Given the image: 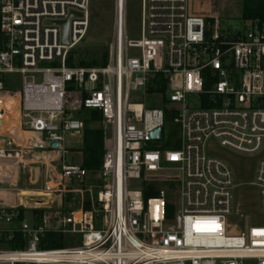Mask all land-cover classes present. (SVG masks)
<instances>
[{
    "label": "built area",
    "instance_id": "obj_1",
    "mask_svg": "<svg viewBox=\"0 0 264 264\" xmlns=\"http://www.w3.org/2000/svg\"><path fill=\"white\" fill-rule=\"evenodd\" d=\"M140 1L139 41L127 40L117 0L108 65L70 68V53L89 31L91 0H0V115L12 101L21 128L47 146L58 142L63 156L64 137L83 131L70 108L72 95L80 108L99 111L109 131L99 173L104 184L88 190L90 210L82 189L78 209L44 212L39 221L21 219L20 211L50 206L0 201V224L7 225L0 229V264H264V226L238 232L228 224L237 185L230 167L206 150L211 138L244 155L264 144V23L223 31L212 13L221 0ZM65 21L67 44L59 25ZM14 76L21 78L20 91L9 88ZM168 111L179 133L173 148L166 147ZM157 129L161 138L153 139ZM29 153L2 147L0 160L26 166ZM166 169L179 173L171 181L176 201L164 190L146 200L145 184L159 183L146 179L171 178ZM54 172L56 189L62 180L82 185L88 176L80 166L49 169ZM132 181L141 188L131 190ZM254 185L264 212V160ZM49 232L81 245L42 250ZM11 242L18 248L8 247Z\"/></svg>",
    "mask_w": 264,
    "mask_h": 264
},
{
    "label": "rangeland",
    "instance_id": "obj_2",
    "mask_svg": "<svg viewBox=\"0 0 264 264\" xmlns=\"http://www.w3.org/2000/svg\"><path fill=\"white\" fill-rule=\"evenodd\" d=\"M242 2L243 0H221L213 5L212 13L219 20L220 27L223 31L226 30H243L245 27L250 26L249 22L242 20ZM91 19L88 34L83 43L76 50L77 54L74 56V61H79L78 55L95 49H111L114 42L115 21L117 15V0H91ZM125 34L129 41H139L141 38V1L140 0H126L125 8ZM138 50H130L131 57L137 55ZM50 66V65H45ZM14 84L10 86V89L21 90V78L14 76L9 78ZM70 108L72 113L75 114L81 106L80 98L76 95H72L69 99ZM139 100H133V103H137ZM7 110L3 120L0 117V140L6 141V137H10L16 141L18 146H21L25 152H31L33 148L30 143L37 144V137L32 135L26 128H18V119L20 120L17 106L13 102L6 104ZM157 107L160 108L159 103ZM18 117V119H17ZM7 125V126H6ZM92 129H104L108 135L109 131L104 128L101 123H95L91 125ZM11 130H18V132L11 134ZM13 131V132H14ZM27 132V133H23ZM29 132V133H28ZM178 129L176 138H178ZM165 135L170 137V133L165 129ZM35 136V137H34ZM25 137V142L18 141V138ZM23 139V138H22ZM0 141V142H1ZM25 144V145H24ZM25 149H24V147ZM83 139L82 134L66 135L64 137L63 147L69 151L72 155L74 151L82 149ZM4 147V146H2ZM207 153L210 156L216 157L224 161L232 170L235 179L236 189L234 194V211L231 217L228 219V224L235 228L238 232H245L249 227L264 226V212L260 207V192L254 185L256 181V175L259 163L264 160V144L261 150L253 155L239 154L231 151L215 140L211 138L206 144ZM69 156L63 163H49L45 161H38L33 154L29 153L28 161H36V164L22 166L17 160H0V193L4 197V200L12 199L14 196L19 195H47L51 194L57 188L56 180H53L52 175L48 169L54 166L61 173L62 165L67 164ZM80 161L79 156L76 158V164ZM31 168V169H30ZM169 168V166H168ZM35 171L38 173V181H35ZM164 175L177 178L179 173L166 169L163 172ZM54 181V183H53ZM96 179L91 180L87 178L82 185L70 182L61 181V185L52 193V206L51 212L53 215H67L69 209H78L80 197L78 194H70L69 190L82 189L84 192L86 188L93 189V193H96L94 187H96ZM49 182V183H48ZM47 184V186H46ZM99 186L104 184L103 180L98 181ZM158 191H169L173 202L176 201L172 193L176 190V183L174 182H159L155 183ZM142 183L139 181H132L129 183L131 190H139ZM46 187L48 191H46ZM40 192L38 194H35ZM67 199H72L74 202H66ZM1 200V199H0ZM5 203H8L4 201ZM28 206H31L28 204ZM25 218L28 222H31L30 212L27 211ZM7 228V225L0 224V229ZM75 238H69L67 247L80 246L81 242L75 241ZM5 249L0 244V250ZM244 264H258L254 260H246Z\"/></svg>",
    "mask_w": 264,
    "mask_h": 264
},
{
    "label": "trees",
    "instance_id": "obj_3",
    "mask_svg": "<svg viewBox=\"0 0 264 264\" xmlns=\"http://www.w3.org/2000/svg\"><path fill=\"white\" fill-rule=\"evenodd\" d=\"M242 20L246 22L264 23V0H243L242 2ZM79 48V47H78ZM73 50L67 61V65L70 68L75 67H83V68H100L108 65L110 60L111 49L102 48L95 49L93 51H88L85 53H80L78 55L79 61L76 63L74 61V56L77 54V49ZM69 112V111H68ZM75 118L80 120L83 123V131H82V139L83 146L82 149L76 150L75 152L81 155V164L80 167L87 172V178H91V180L96 181V187L94 190L96 192L99 188V173L102 168L103 156H104V148L107 138V133L104 129H92L91 125L95 123L102 122V114L99 111L94 110H86L84 108H80L75 114ZM167 116V125L166 128L170 133L169 142L167 143V148H173V142L175 141L177 127L173 124L174 114L170 111L166 113ZM147 190L144 191V198L150 199L156 197L157 188L155 183L145 184ZM88 188L84 191V208L86 211L91 209L90 206V198L88 194ZM93 190V189H92ZM66 202H74L72 199H67ZM52 206L50 208H44L39 210L29 211L31 216L36 217L37 221H39L40 217L44 212H51ZM76 209H69L68 214L71 211ZM27 211L21 210V219L24 218ZM170 218H176L174 213L173 215H169ZM17 239V238H16ZM69 241V237H66L62 234L49 232L41 244L40 248L42 250H60L67 248V242ZM8 247L12 249H17L18 245L14 242L8 244Z\"/></svg>",
    "mask_w": 264,
    "mask_h": 264
},
{
    "label": "crops",
    "instance_id": "obj_4",
    "mask_svg": "<svg viewBox=\"0 0 264 264\" xmlns=\"http://www.w3.org/2000/svg\"><path fill=\"white\" fill-rule=\"evenodd\" d=\"M22 129L21 128V126L19 125L18 126V128H14V129ZM14 130H11V134H14V133H16V132H18V130H15L14 132H13ZM23 133H27V132H23ZM29 133V132H28ZM32 135H35L36 137H37V140H36V142H37V144H35V143H30V145H31V147L33 148V150L31 151V154H33V156L35 157V153L37 152V149H34V146L35 145H46L45 143H44V140L39 136V135H37V134H35V133H33V132H30ZM82 134V133H81ZM23 138V139H22ZM23 140V141H22ZM1 141V140H0ZM18 141H22V142H25V137H20V138H18ZM15 145H17V143H16V141H14L12 138H11V136L10 137H6V141L4 140H2L1 142H0V148H2V146H4V147H11V148H14V146ZM25 145V144H24ZM47 146V145H46ZM24 147V146H23ZM24 149H25V147H24ZM45 152H46V156L45 157H43V158H40V157H35V158H37L38 159V161L40 162V161H45V162H49V163H63L65 160H66V162H67V157L69 156L70 158H69V161L70 162H68L67 164H69V165H65V163L62 165L63 167L64 166H80V164H81V155L80 154H78V153H76L75 151L73 152V154L71 155L70 154V152L69 151H67L68 152V154L66 155V156H63L61 153H59V152H57V151H52V150H50L49 148H46L45 150H44ZM77 156H79V158H80V161H79V163L78 164H76L75 162H76V158H77ZM28 163L30 164V165H32V164H36V161H27V163H26V166L28 165ZM51 167H53V169H55V171L57 172L58 170L56 169V168H54V166H51ZM31 169V168H30ZM62 170V169H61ZM48 171H49V169H48ZM39 171H35V174H36V176H35V181L37 180L38 181V173ZM59 173V172H58ZM55 176H56V173L54 172V174L52 173V177H53V180H55ZM49 183V182H48ZM53 183H54V181H53ZM57 185V184H56ZM46 186H47V184H46ZM48 187V186H47ZM46 187V191H48V188ZM73 191H76V193H74V192H71V191H68V193H70V194H78L79 195V197H80V199H82V197H83V193L81 192V190L80 189H74ZM38 193H40V192H37V193H35V194H38ZM2 194H4V193H0V201L2 202V203H5L4 201V197L2 196ZM7 202V201H6ZM5 204H8V205H13V204H11V203H5ZM51 204V203H50ZM14 206V205H13Z\"/></svg>",
    "mask_w": 264,
    "mask_h": 264
},
{
    "label": "water",
    "instance_id": "obj_5",
    "mask_svg": "<svg viewBox=\"0 0 264 264\" xmlns=\"http://www.w3.org/2000/svg\"><path fill=\"white\" fill-rule=\"evenodd\" d=\"M59 25L62 27V33H63V41L64 43H68V31H69V21H65L63 23H59ZM1 117V115H0ZM151 137L153 139H160L161 138V129H157L151 134ZM46 148H49L52 151H59L60 149V144L58 142H51L49 143L48 146L46 145H35L34 149H37V152L35 153V157H40L43 158L46 156V152L44 151ZM149 182H171L175 181L174 178H167V177H149L146 179ZM43 206H50V201L49 200H44ZM32 205L35 206L37 204H31L27 203V205ZM40 205V204H38Z\"/></svg>",
    "mask_w": 264,
    "mask_h": 264
},
{
    "label": "bare ground",
    "instance_id": "obj_6",
    "mask_svg": "<svg viewBox=\"0 0 264 264\" xmlns=\"http://www.w3.org/2000/svg\"><path fill=\"white\" fill-rule=\"evenodd\" d=\"M124 9H125V0H120V15H121L122 22H123V17H124ZM9 102H12V101H8V102H5V103L7 104ZM5 115L6 114L1 116L3 118V120L5 119V117H4ZM17 119H18V117H17ZM17 121H18V125H19V119ZM49 197H50L49 194H47V195H39V196L22 194V195H19V196H14L12 199L10 198V199L5 200V201H7L8 203H11L13 205H17V206H20V207H25L27 205V203L41 204L44 200H48Z\"/></svg>",
    "mask_w": 264,
    "mask_h": 264
}]
</instances>
